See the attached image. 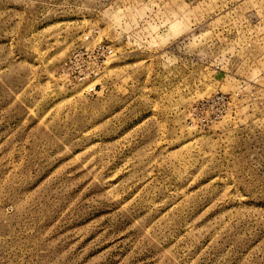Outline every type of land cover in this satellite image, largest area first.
Listing matches in <instances>:
<instances>
[{"label":"rangeland","instance_id":"rangeland-1","mask_svg":"<svg viewBox=\"0 0 264 264\" xmlns=\"http://www.w3.org/2000/svg\"><path fill=\"white\" fill-rule=\"evenodd\" d=\"M0 264H264V0H0Z\"/></svg>","mask_w":264,"mask_h":264}]
</instances>
